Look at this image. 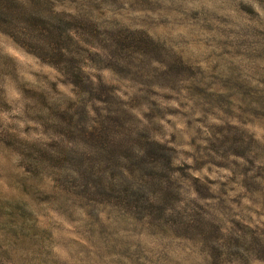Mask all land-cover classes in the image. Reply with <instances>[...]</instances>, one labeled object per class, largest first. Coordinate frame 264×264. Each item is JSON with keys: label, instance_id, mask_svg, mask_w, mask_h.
Segmentation results:
<instances>
[{"label": "clouds", "instance_id": "clouds-1", "mask_svg": "<svg viewBox=\"0 0 264 264\" xmlns=\"http://www.w3.org/2000/svg\"><path fill=\"white\" fill-rule=\"evenodd\" d=\"M0 264H264V0H0Z\"/></svg>", "mask_w": 264, "mask_h": 264}]
</instances>
